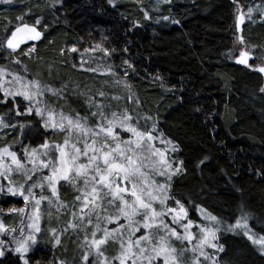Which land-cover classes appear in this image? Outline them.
I'll return each instance as SVG.
<instances>
[{"label":"trees","instance_id":"1","mask_svg":"<svg viewBox=\"0 0 264 264\" xmlns=\"http://www.w3.org/2000/svg\"><path fill=\"white\" fill-rule=\"evenodd\" d=\"M114 3L116 7L108 0H0V68H22L32 79L46 82L47 104L74 119L87 116L89 128L98 121L91 116L97 108L89 107V99L103 105L109 118L115 112L117 119H123L127 110L133 119L126 123L139 131L155 126L158 138L151 144L161 151L169 148L167 159L175 162L174 167L184 161L185 175L173 179L171 191L184 203L189 218L198 222L196 212L203 209L223 223L235 224L243 214L252 233L264 236V92L260 91L264 73L253 70L264 66V16L254 13L252 22L240 26L242 40L253 50L248 64L233 57L239 10L258 11L264 0ZM162 16L170 20H160ZM24 24L35 26L43 37L9 57L5 37ZM95 47L102 60L78 69L79 51ZM128 95L135 104L125 99ZM6 99L8 104L0 103V117L15 127L0 128V149L15 151L21 162L25 149L44 142L69 150L66 131L46 129L43 116L29 114L22 96ZM17 110L24 114L17 116ZM115 131L121 140H136L131 132ZM141 142L147 148L149 142ZM174 145L179 151H171ZM57 188L59 196L54 199L63 210L55 214L43 207L38 244L25 256L28 264H83L76 251L84 240L68 228L79 193L66 181ZM125 198L132 201L130 195ZM167 204L175 206L171 199ZM0 207L17 210L23 203L0 195ZM104 207V216L116 214L114 207ZM1 215L7 226L17 222L15 213ZM217 237L214 243L225 247L215 253L222 264H264V257L244 237L222 232ZM0 264H23V260L6 253Z\"/></svg>","mask_w":264,"mask_h":264},{"label":"snow or ice","instance_id":"2","mask_svg":"<svg viewBox=\"0 0 264 264\" xmlns=\"http://www.w3.org/2000/svg\"><path fill=\"white\" fill-rule=\"evenodd\" d=\"M5 3L10 2V0H4ZM108 3L113 7H116L114 0H108ZM164 3H171V0H164ZM251 11V10H250ZM148 14L145 13V19H148ZM23 19V17H19ZM160 20L169 21V16H162ZM157 22H160L159 20ZM172 23H179V21L171 20ZM39 23V21H37ZM139 26V25H136ZM24 32L28 33V38L33 40H38L41 37V32L37 31L35 27H30L24 24L22 27H17L15 31L10 32L8 36L5 37L6 48L11 50L8 52V56L11 57L16 49L19 47V41L17 40V34ZM72 52H76L77 49L73 47ZM114 51V50H113ZM126 51V49H125ZM247 53H241L240 58L237 60L239 64H248ZM19 63V61H16ZM127 63V61H125ZM131 67V65H129ZM254 71L264 73V66L255 67ZM4 73V69L0 68V75ZM17 80L20 77H16ZM35 84V82H31ZM119 83V81H118ZM38 86V85H37ZM127 87V85H125ZM264 92V88L260 89ZM55 94V93H54ZM12 95L23 96L25 100H30V95L26 91H15L10 92L4 90L3 98H0V103L8 104L7 97ZM100 96H104L103 92L99 93ZM113 99H120V97H113ZM126 100L132 102L136 101L131 95L125 97ZM95 106L97 111L91 112L92 117H97L98 122L94 128L88 127V117H78L76 120L67 118L69 128L66 129L63 122L58 126L61 131L71 132L72 129L79 131L80 135L77 137L76 143L72 145L74 150V155L70 160H65L66 153L63 151V147L59 144L54 146L55 150L59 151L60 161L59 165L55 163V157L53 159L45 161H40L41 170L44 168H50V174H46L42 177V181H33L31 185L24 190L23 185L12 186V181L9 182V186L6 191L7 194L16 196L19 194L23 196L25 202L32 198L35 201L34 213H36L35 219H39V205L42 200L46 197L41 194L39 199L36 198L33 193V188L39 186L41 189L44 187L43 181H46L48 187L51 190L53 197H58L59 192L57 185L59 181L63 180L72 184L76 187V191L79 193L75 196L76 201L81 202L80 206V221L79 225L74 223H69L68 228L77 229L85 232V244L87 245V251L82 256V261L84 264H113V262L118 261V264H184L181 257L184 255L187 248L181 251H177L175 247L172 246L171 238L175 237L177 240H188L191 243L194 238L192 234L189 233V229L193 226L199 227L200 232L203 234L199 239L198 243L193 245L194 251H199L200 256H204L205 259L211 260L212 264H222L219 258H214V254H208L203 249L205 246L215 249L218 252H224V245L213 243V241L218 240L216 233L220 231L219 228H207L201 227L200 225H194V221L188 219V213L185 208L184 203L177 199L171 191L173 179L175 177L185 175L184 161H179L180 166L174 167L175 162L168 160L164 156V152L160 149H156L150 142L157 139L158 136L154 135L156 132L155 126L152 127L150 131H139L136 127L127 124L126 121H130L133 117L127 115V110L123 119H117V113H112V118L105 115L103 105L96 104L94 101L89 99V107ZM11 110V107H9ZM32 112V108H28V113ZM24 113L20 110L16 111V115L20 116ZM36 115H42L39 108L36 109ZM49 118H51V110L49 109ZM147 119V117L145 118ZM45 127H48L47 121L45 122ZM54 128L57 127L56 124L52 125ZM15 127L4 121L3 117H0V128ZM119 128L123 132H131L136 140H121L120 132H116L115 129ZM162 135V134H161ZM89 140L91 141L89 143ZM146 140L149 142L147 144V153L144 155L145 149L141 148V141ZM83 143V147H77V143ZM165 143H172L171 141L162 140ZM68 143V139H65V145ZM135 144V148L132 145ZM123 145V147H122ZM44 149H49L50 145L48 142H44L41 145ZM140 149L139 152L136 150ZM172 151H179L178 146L174 145ZM0 153H6L11 157L12 163L16 165L18 169H23V174L25 181L32 180V174L37 171V168L24 169V165L21 164L20 160L17 158V153L15 151H10L8 147L0 149ZM91 153V154H90ZM131 153V154H129ZM159 154L160 160L150 161L148 165H145L143 161L148 160L149 156H154ZM25 155H29V150L25 149ZM30 155L36 157L37 155L47 156V151L44 153H38V150L33 148L30 150ZM86 158V162L76 163L80 157ZM32 163V160H29ZM157 163L159 167H157ZM204 160H200L199 164H203ZM71 165V166H69ZM150 166L156 170V174L164 178L163 183H157L152 180L148 183L151 184V190L147 186H140L138 181V176L143 177L144 173L141 172V167ZM199 166V165H198ZM0 175L7 178V172H0ZM115 177V180L112 178ZM83 179L84 187L83 189L76 186V181ZM119 181V182H115ZM125 182L131 185L129 189L126 186H122ZM3 186H0V192H4ZM124 193H129L134 200L129 202L128 199L123 195ZM173 200L174 205L167 204L168 200ZM158 201L160 204V210L157 211L153 204ZM53 201L49 198V204ZM114 207L116 214H109L108 216H101V213L106 211L104 205ZM91 205V208H89ZM85 209H88L85 212ZM99 209V212L97 211ZM18 211L23 212L24 209H19ZM203 213V209H201ZM175 215L171 216L172 224H178L181 220H186V223L180 224L185 230V235H180L177 228L171 227L165 221V217L169 214ZM96 215V224L94 230L90 232L87 230V225L92 224L91 216ZM73 217H76V213H72ZM136 216H141V220H136ZM88 217V219H85ZM102 218L107 221V223H115L116 226L113 228H108L106 226H101ZM123 218L127 221L126 224H121L119 221ZM205 219H210L216 221L215 216H205ZM242 220L245 222L242 223ZM242 220H237L235 225H230L226 231H233L235 228H243L244 235L252 241L254 245H260L261 252L264 253V236L255 238L254 235L250 234L251 229H249L246 223V217ZM158 226L160 230L164 232V235H159V233H153L151 229ZM35 232H39L40 229L36 225H32ZM145 230V231H142ZM7 231H15V229L7 230L3 223H0V233H5ZM67 231V229H65ZM101 233V235H97ZM136 233H140L136 236ZM89 236L91 239L89 240ZM127 236V239H125ZM136 236L135 239L132 237ZM16 247L14 249H7L8 251H14L20 255L23 260V264H28V260L25 259V254L29 251L30 244L36 243V238L29 234L25 240H15L13 239ZM4 241L0 240V257L5 255V248L3 247ZM57 243L59 240L57 239ZM109 243H115L119 245V252L116 255L109 257L106 255V247ZM95 250L94 260H89V256L93 255L92 250ZM192 264H201L199 257L194 256L192 259Z\"/></svg>","mask_w":264,"mask_h":264},{"label":"rangeland","instance_id":"3","mask_svg":"<svg viewBox=\"0 0 264 264\" xmlns=\"http://www.w3.org/2000/svg\"><path fill=\"white\" fill-rule=\"evenodd\" d=\"M254 13H259L262 16H264V5L261 6L258 11L257 10L254 11L252 9H249L246 12V14L242 13V11L239 10V13L237 15L236 25L238 23L239 26H243V25L247 24L248 22H252L253 17L255 15ZM37 24H39V23H37ZM99 51H100L99 47L92 48L91 50L79 51V56L77 57L78 58L77 68L78 69H85L87 67V65L91 64V61L102 60V58L98 54ZM252 51L253 50H251L244 43V41L242 40V38L240 36V32H238L236 44H235L234 49H233V57H234L235 61L237 62V60L240 58L241 53H247V55L249 57V59H248V62H249V60L251 59V56H252ZM13 63L15 64L16 61H13ZM260 67H262V66H260ZM1 68L4 69V73L2 75H0V92L3 95H4V90H8L10 92H15L17 90L28 92L30 95V100H26V102L28 103L29 107L32 108V111L36 112L37 108H39L41 110L42 116H43V118H42L43 126L45 125L46 121L48 123V127L44 126L46 129L60 130L58 125L61 122H63L65 128L68 129L69 125L67 122V118H71L73 120H76L72 116L67 115L63 109L59 108L58 110H55V109H53V107H50V105L47 104L45 93L47 90H49V85L46 84V82L36 80L35 78L32 79L26 73L25 74L23 73L22 68L18 69V70H16L13 67H1ZM16 77H20V79L17 80ZM33 81L35 82V84L31 83ZM8 97H13V96L9 95ZM49 109L51 110V118H49ZM53 124H56L57 127L54 128L52 126ZM116 129H119V128H116ZM66 133H67V139L69 140L70 144L73 145L74 143H76L77 137L80 135L79 131L76 129H72L71 132L66 131ZM75 138H76V141L74 142ZM90 142L91 141L89 140V143ZM155 142H156V140H155ZM157 143H158V145L162 144L161 142H158V141H157ZM49 145H50V147L47 150L42 148V147L36 148L38 150V153H44L47 151V153H48L47 156L37 155L36 157H33L30 155V150H29V155H27V156L24 155L25 160L23 162L20 161L21 164L24 165V169H32L34 167V165L37 168V171L32 174L33 179L28 180V181H25L23 169H18L16 167V165L12 163L11 157H9L6 153H0V172H7V178L5 176L0 175V186H3L5 189L4 192H0V195H6V196H9L11 198L18 199V200L22 201L23 207H21L19 209H24L23 212L18 211L19 209H17V210L16 209H10L7 211H3L0 207V223H3V225L5 226V228L7 230L15 229V231H7L5 233H0V240H3L5 242L3 245V247L5 248V254L6 253L17 254L14 251H8L7 249H14L16 247L15 243L13 242L14 238H15V240H25V239H27V236L29 234L33 235L36 238L37 242L34 244L29 242V244H30L29 251L25 254V256L27 254H29L31 251H33L38 244V239H39V236L41 233V218H42L43 207H46V210L52 208L55 214L60 213L63 210L62 204L55 202V199L52 196L51 190L48 187V184L46 181H43V183H44L43 189H41L39 186L33 188V193L35 194L37 199H39L41 194H43L46 197V199L42 200L40 205H39V213H38L39 219L38 220L35 219L36 213H34V207H33L35 204V201L32 198H29V201L25 202L23 196H20L19 194H17L16 196H12L11 194H7V191H6L7 187L9 186L10 181H12V186H19L22 184L24 190H26L28 188V186L33 183V181H42V177L44 175L50 174V168H44L41 170L40 161H42V160L47 162L48 160L53 159L55 157V163L57 165H59V161H60L59 151L54 149L55 145H51V144H49ZM72 145H70L69 150L63 148V151L66 153L65 158H64L65 160H70V158L75 154ZM82 145H83L82 142L76 144L77 147H81ZM141 148L145 149L144 155H148V153L146 151L147 148L144 147L142 142H141ZM156 149H158V148H156ZM167 149H169V148H166V150ZM166 150L162 151V152H164V156L167 159ZM10 151H12V150H10ZM136 151L139 152L140 149H137ZM171 151H172V149H171ZM129 154H131V153H129ZM84 159H85V157L81 156L80 159L76 161V163L86 162V160H84ZM29 160H32V163H29ZM149 160L158 162L160 160V156H159V154L154 155V156H149L148 160L143 161V163L145 165H148ZM69 166H71V165H69ZM157 167H159L158 163H157ZM141 172L144 173V176L143 177L138 176V181L140 183V186H142V187L147 186L148 189L151 190V184L148 182H150L152 180H155L157 183H163L164 182V178L157 175L156 170L150 166L141 167ZM112 179L115 180V177H113ZM62 181L63 180H61L59 182H62ZM115 182H119V181H115ZM75 183H76L77 187L79 185V188L83 189L84 184H83L82 178L77 180ZM122 186H126L129 189L131 188V185L128 184L127 182H125ZM125 195H130V194L124 193V196ZM49 198L53 201V203L49 204ZM132 200H134V197H132ZM71 206H73V205H71ZM80 206H81V202H76L75 207L72 208L75 210L71 211V213L69 215V221H71L74 224L78 223V225L81 223L80 219H78V216H77V214H81L80 213ZM153 207H155L157 209V211H159L161 206H160L159 202L156 201L153 204ZM87 211H88V209H85V212H87ZM97 211L99 212V209H97ZM73 212L76 213L75 218L72 215ZM1 213H5V214L15 213V214H17L18 215L17 222L12 227L7 226L3 222ZM196 214H197L199 221L194 222V225H200L201 227H207V228H212V229L219 228L220 229V231H218L219 233L222 232V233H228L231 235L242 236L250 242V244L255 248V250L257 251L258 254H260L262 257H264V253H262L260 250L261 246L260 245H254L252 243V241H250L247 238V236H245L243 234L244 229L242 227L241 228H235V229H233V231H226L225 229H227L230 225H235V224L223 223V222L219 221L218 219L216 221H212L210 219H205V216H211V215L208 214L204 210L202 213L201 209H198ZM172 215H175V213L169 214L168 216L165 217L166 223H168L171 227L177 228L180 235H185L184 228L180 227L179 225L186 223V220H181V221H179L178 224H172V222H171V216ZM101 216L102 217L104 216V212L101 213ZM90 218L92 220V224L87 225V230L88 229L94 230L95 224L97 222L96 215L94 214ZM85 219H88V217H86ZM135 219L142 221L141 216H136ZM188 219H190L189 216H188ZM243 222H245V221L242 220V223ZM120 223L126 224L127 221L124 220L123 222H120ZM246 223L248 225L247 219H246ZM32 225L38 226L40 231L35 232L34 228L31 227ZM108 225L109 224L106 222V220H104L102 218L101 226L102 227H104V226L108 227ZM115 226L116 225H114V227ZM248 227H249V225H248ZM72 230H74V229H72ZM75 230L81 234V236L84 240L85 232L80 230L79 228H77ZM91 230H89V232ZM142 231H145V230L142 229ZM151 231L153 233L158 232L159 235H164V232L162 230H160L158 226L151 229ZM189 233L192 234L194 237L192 239L191 243H189L188 240L181 241V240H177L175 237L171 238L172 246L175 247L178 252L183 250L184 248L188 249V251H186L184 253V255L181 257V259L184 261V264H192V259L194 256L199 257L201 264H212L211 260L205 259L204 256H200L199 251L193 250V245L197 244L199 239L203 235L200 232V228L193 226L191 229H189ZM217 233H216V235H217ZM139 234L140 233H136V236H139ZM250 234L254 235L252 233V231L250 232ZM97 235L99 236V235H101V233H98ZM136 236H133L132 238L135 239ZM254 237L259 238L261 236L254 235ZM90 239H91V237L89 238V240ZM125 239H127V236H125ZM213 243H214V241H213ZM108 246L109 247L106 249V253H105L106 255L111 257L113 255L118 254V252H119V245L118 244L109 243ZM203 250L208 254H214V258H215V253L217 252L215 249H212V248L205 246ZM86 251H87V245L85 244V240H84L82 242V245H78V248L76 251L78 262H81L84 264V262L82 261V256L84 255V253ZM92 252H93V255L89 256V260L95 259V256H94L95 250L93 249ZM17 255H19V254H17ZM113 264H118V261L113 262Z\"/></svg>","mask_w":264,"mask_h":264},{"label":"water","instance_id":"4","mask_svg":"<svg viewBox=\"0 0 264 264\" xmlns=\"http://www.w3.org/2000/svg\"><path fill=\"white\" fill-rule=\"evenodd\" d=\"M23 25L19 26V27H22ZM30 26V25H29ZM30 27H35V26H30ZM36 28V27H35ZM16 29V28H15ZM15 29L13 31H15ZM37 29V28H36ZM37 31L41 32L39 29H37ZM237 31L240 32L241 31V28L239 26V24L237 23ZM29 34L28 33H24V32H21L19 34H17V40L19 41V47H22V46H26V45H33V44H36L38 43L42 37H43V33L41 32V37L40 39L38 40H33V39H30L28 38ZM5 46H6V42H5ZM9 50V49H8Z\"/></svg>","mask_w":264,"mask_h":264}]
</instances>
